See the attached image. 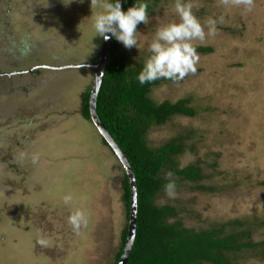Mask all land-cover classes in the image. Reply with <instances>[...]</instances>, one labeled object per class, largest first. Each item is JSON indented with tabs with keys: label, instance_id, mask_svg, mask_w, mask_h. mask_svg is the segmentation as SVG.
Returning <instances> with one entry per match:
<instances>
[{
	"label": "rangeland",
	"instance_id": "374dc122",
	"mask_svg": "<svg viewBox=\"0 0 264 264\" xmlns=\"http://www.w3.org/2000/svg\"><path fill=\"white\" fill-rule=\"evenodd\" d=\"M188 2L202 24L221 16L223 23L214 37L192 42L200 56L195 74L179 82L163 79L153 90L158 102L190 100L196 114L155 127L149 144L158 148L186 138L190 152L178 162L200 161L204 184L214 192L175 187V196L165 192L159 203L182 210L183 222L197 230L243 221L252 240L263 244L264 0H254L251 12L223 0ZM67 3L0 0V76L13 77L15 88L0 110L5 172L0 174V264H110L122 245L128 220L123 172L119 175L116 155L81 114L95 69L89 74L80 67L93 65L105 42L95 37L92 25L101 9L91 0ZM149 15L148 25H138V48L120 43L133 65L151 55L160 27L180 22L175 0H161ZM16 44L30 48L23 54ZM5 65L40 68L41 75L15 77L18 70ZM69 194L73 201L65 206L63 196ZM77 209L89 217L79 233L67 222ZM235 263L264 264V245L237 253Z\"/></svg>",
	"mask_w": 264,
	"mask_h": 264
},
{
	"label": "trees",
	"instance_id": "16d2710c",
	"mask_svg": "<svg viewBox=\"0 0 264 264\" xmlns=\"http://www.w3.org/2000/svg\"><path fill=\"white\" fill-rule=\"evenodd\" d=\"M160 1L146 0L148 10H152ZM135 2L136 0H127L123 10L126 11ZM14 47L20 51L30 48L29 45L21 47L18 44ZM200 50L206 52L211 49ZM127 53H121L120 42L114 38L98 98V113L106 129L129 159L138 181V231L128 264H236L237 253L264 245L262 242L252 240L251 232L243 221L197 230L183 222L182 210L174 205L159 203L161 195L166 192L165 186L169 183H174L175 187L179 188L191 186V191L213 193L214 189L204 184L206 176L200 161L187 166H181L178 162L181 155L190 152V147L187 145L189 141L186 138H173L158 148L150 146L149 135L155 127L165 126L178 116H194L196 109L191 106V101L188 99H181L178 102L156 101L152 93L163 83V79L140 84L137 77L145 63L133 65ZM98 61L99 59L96 58L95 62L91 63L93 65L85 63L80 68H88L91 74ZM0 67L3 69L1 64ZM5 68L18 70V73L13 74L15 77L30 73H33V76L41 75L40 68L34 70L13 68L11 65H5ZM4 75L0 76V83H7L9 88L0 86V110L2 102L7 101V97L15 90L13 77ZM91 92L92 88H89L82 95L81 114L97 129L90 109ZM71 115L72 112L68 114ZM97 131L100 134L98 129ZM100 136L104 144L112 149L107 140L101 134ZM112 151L114 152L113 149ZM116 158L117 172L119 175L123 172L122 198L128 220L122 234V245L117 252L115 262L110 264H120L122 260L127 245L132 210L130 177L117 155ZM3 167H0L1 176L5 174ZM13 169L19 170L14 165ZM240 226L243 228L239 230L237 227ZM232 227H236L237 231L232 230Z\"/></svg>",
	"mask_w": 264,
	"mask_h": 264
},
{
	"label": "clouds",
	"instance_id": "9594fccd",
	"mask_svg": "<svg viewBox=\"0 0 264 264\" xmlns=\"http://www.w3.org/2000/svg\"><path fill=\"white\" fill-rule=\"evenodd\" d=\"M71 2L72 0H68L67 4ZM78 2L83 3L84 0ZM126 2L127 0H123V3ZM93 4L101 9L92 20L95 37H102L105 41L115 38L128 50L138 48V25H148L151 21L146 0H136L126 11L123 10L122 0H91V5ZM223 4L240 6L246 12H251L254 8V0H223ZM175 12L180 22L167 24L157 30L149 46L151 55L137 77L140 84L161 79L179 82L189 74H195L200 56L197 46L192 42L214 37L218 32L217 25L223 23L221 16L210 18L206 24H202L193 12V4L188 0H175ZM174 188V183L165 186L170 197L175 196ZM72 201V195L63 196L65 206H70ZM67 222L74 232L79 233L88 227L89 217L85 211L77 209L71 212ZM39 243L43 244L44 241L40 240Z\"/></svg>",
	"mask_w": 264,
	"mask_h": 264
},
{
	"label": "water",
	"instance_id": "95a60500",
	"mask_svg": "<svg viewBox=\"0 0 264 264\" xmlns=\"http://www.w3.org/2000/svg\"><path fill=\"white\" fill-rule=\"evenodd\" d=\"M123 8L124 4L122 0ZM113 39H109L104 42L99 61L96 65H94L95 68V76H94V83L93 88L91 92V101H90V109H91V115L93 118V121L99 130L100 134L107 140V142L110 144L112 149L114 150L115 154L118 156L119 160L123 164L126 172L128 173L130 177L131 187H132V210H131V217H130V227H129V234H128V240L127 245L122 257V260L120 264H128L129 259L131 257V254L133 252V248L136 241L137 231H138V210H139V191H138V181L135 174V171L123 152V150L120 148L116 140L113 138V136L110 134V132L106 129V126L103 124L99 113H98V98L99 94L102 88V84L104 81V76L106 73L111 47L113 43ZM68 67V66H65ZM76 67V66H75Z\"/></svg>",
	"mask_w": 264,
	"mask_h": 264
},
{
	"label": "bare ground",
	"instance_id": "6f19581e",
	"mask_svg": "<svg viewBox=\"0 0 264 264\" xmlns=\"http://www.w3.org/2000/svg\"><path fill=\"white\" fill-rule=\"evenodd\" d=\"M78 68V67H77Z\"/></svg>",
	"mask_w": 264,
	"mask_h": 264
}]
</instances>
